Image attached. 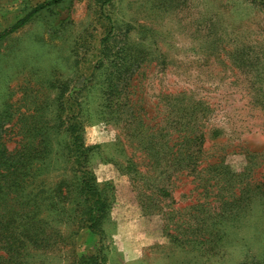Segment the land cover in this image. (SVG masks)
Wrapping results in <instances>:
<instances>
[{
  "label": "rangeland",
  "instance_id": "374dc122",
  "mask_svg": "<svg viewBox=\"0 0 264 264\" xmlns=\"http://www.w3.org/2000/svg\"><path fill=\"white\" fill-rule=\"evenodd\" d=\"M48 1L0 0V33ZM102 41L128 46L112 106L113 55L103 58ZM59 87L69 91L63 111ZM37 112L51 126L59 114L63 128L81 123L111 209L95 235L73 195L46 231H60L66 245L48 236L50 248L27 261L76 264L97 254L104 264H264V0L48 8L0 40V133L10 152ZM57 131L54 143L70 140ZM59 150L42 166L48 188L72 177ZM12 212L13 236L0 220V256L10 259L0 264L21 262V188L0 192V216Z\"/></svg>",
  "mask_w": 264,
  "mask_h": 264
},
{
  "label": "trees",
  "instance_id": "16d2710c",
  "mask_svg": "<svg viewBox=\"0 0 264 264\" xmlns=\"http://www.w3.org/2000/svg\"><path fill=\"white\" fill-rule=\"evenodd\" d=\"M66 0H50L36 6L29 12L23 19L18 21L10 29L4 30L0 33V40L22 28L34 18L40 15L43 11L53 6L60 5ZM108 41V40H107ZM103 43V58L111 57L113 60L110 63V71L108 79V87L105 93L107 101L114 104V97H119V83L123 75V67L125 58L127 57L128 46L102 41ZM57 95L58 107L64 110L68 98V89L59 87ZM106 90V89H105ZM109 94V95H108ZM73 96V95H72ZM72 98L74 97H70ZM79 102L74 100L73 104L77 105ZM118 105V104H116ZM30 126L27 129L26 141H21V148H15L10 152L7 147V142L3 139L0 133V192L11 189L21 188V262L13 261L14 264H32L27 261V257L31 255V251L48 250L52 245L46 234L50 224H56L59 220H54L56 215L60 216V210H63L62 205L72 202L73 195L74 201L72 205H77L82 210V221L85 228L95 235H100L101 225L106 220L110 209L111 200L106 193V189L100 188L96 182V176L90 166V148H86L81 136V123L73 120L67 128H63L64 122L60 114L56 116V121L53 126L50 121L38 112L31 117ZM56 124V125H55ZM51 129L67 133L70 137L69 141L60 142L58 144L53 142L50 136ZM58 132V131H57ZM60 135V132H58ZM56 136V135H55ZM57 137V136H56ZM55 145L60 147L59 153L65 157V164L67 169L70 170L72 177L59 181L51 185L49 188L44 182V172L46 163L52 155V150ZM41 165L39 168L40 174L36 173V166ZM44 168V172L43 168ZM33 168L35 169L33 171ZM36 175V177H35ZM39 176V177H38ZM38 179V186L29 190L33 182ZM66 213V211H64ZM12 215V216H11ZM5 213L0 216V220L5 225V233L14 235V229L8 231L11 222H14V213ZM4 226V225H2ZM17 230V229H16ZM2 228L0 229V237L4 236ZM75 233L72 232V237ZM50 236L54 238L57 244L65 243V238L60 231L54 229ZM49 236V237H50ZM58 239L60 241H58ZM53 242V243H54ZM7 247L12 248V244L7 243ZM16 255L18 249H15ZM3 262H10V259L0 256ZM76 264H104V260L97 254L85 256L80 255L75 258Z\"/></svg>",
  "mask_w": 264,
  "mask_h": 264
}]
</instances>
